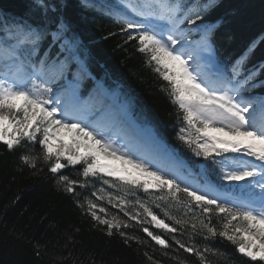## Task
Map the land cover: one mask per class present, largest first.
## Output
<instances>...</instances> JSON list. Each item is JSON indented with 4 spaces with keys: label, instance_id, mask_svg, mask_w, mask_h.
Returning a JSON list of instances; mask_svg holds the SVG:
<instances>
[{
    "label": "snow or ice",
    "instance_id": "6c2138e0",
    "mask_svg": "<svg viewBox=\"0 0 264 264\" xmlns=\"http://www.w3.org/2000/svg\"><path fill=\"white\" fill-rule=\"evenodd\" d=\"M81 2L92 6L90 0ZM119 3L139 17L115 13L123 25L121 30L128 41L137 42L145 63L167 82L165 90L178 107L183 125L177 138L194 156L207 162L197 165L199 176L191 169L187 175L178 172L174 160L164 165L141 151L124 122L103 109L102 100L70 105L64 102L63 93L54 92L51 85L71 72L73 61L77 74L83 68L77 56L80 41L68 35L71 25L62 13V0L59 4L33 0L30 12L38 10L39 17L17 19L11 24L5 18L0 27V142L10 151L25 142L39 144L40 153L24 154L20 159L32 168L42 160L68 193H74L78 184L87 187L89 177L115 189H97L92 193L95 200L86 197L79 204L105 226L108 236L117 232L125 242L143 243L122 230L130 226L129 221H135L155 244L167 249L171 237L200 264H210L206 253L223 255L207 245L201 248L178 239L176 233L183 228L190 240L197 235L204 240L220 237L254 264H264V100L259 104L258 119L254 114L256 101L248 95L256 87L251 82L264 72V61L247 67L258 42L252 41L225 67L217 60L211 42L219 21L204 19L216 0L192 6L181 0ZM185 23L189 27H182ZM194 33L199 34L198 40L189 39ZM44 41L48 50L40 56ZM57 45L58 55L51 59L50 51ZM68 165L82 166L84 182L59 174ZM212 175L235 187L214 183L209 178ZM138 190L149 199H128ZM100 201L118 208L127 220L110 214ZM153 207L161 210L163 218ZM174 207L182 208V215H174L170 211ZM144 255L152 264H159L147 252ZM178 264L186 261L178 260Z\"/></svg>",
    "mask_w": 264,
    "mask_h": 264
},
{
    "label": "trees",
    "instance_id": "16d2710c",
    "mask_svg": "<svg viewBox=\"0 0 264 264\" xmlns=\"http://www.w3.org/2000/svg\"><path fill=\"white\" fill-rule=\"evenodd\" d=\"M52 2L59 4L61 0ZM206 2L181 0L188 6ZM32 3L33 0H0V27L5 18L11 24L17 19L39 17L38 10L30 12ZM62 3L65 5L62 13L71 25L68 35L79 39L77 54L92 73L118 90L119 98L129 103L138 120L153 123L157 134L168 142L179 158L196 169L199 161L207 163L202 157L192 156L188 147L177 138L183 122L177 105L165 90L167 82L145 63V56L137 51V42L127 40V34L121 30L122 23L116 20L115 13L119 11L102 0H90L92 6L87 7L81 0H62ZM204 19L209 23L219 21L212 38L216 58L222 66H230L254 40L258 43L251 57L254 59L251 66L264 61V0H216L215 7L205 13ZM182 27L187 28V23ZM2 36L3 32H0ZM46 50L48 43L44 41L39 55L42 56ZM58 52L59 48L54 46L50 58L55 59ZM77 67L72 62L71 71L75 74ZM67 74L70 75V72ZM84 75L82 68L76 76L84 80ZM260 75V79L251 83L264 81V72ZM40 151L39 144L25 142L10 151L0 142V264H152L145 252L159 264H178V260L186 261V264H200L197 257L179 249L171 237V247L167 249L155 244L135 221H129L130 226L122 230L143 243L136 240L125 242L117 232L108 236L105 226L94 221L86 207L81 209L79 204L84 203L86 197L95 200L92 193L97 189L113 192L115 189L89 177L87 187L82 188L78 184L74 193L66 192L64 186L57 183L58 175L52 174L42 160L38 161L36 168H32L20 159L21 155H35ZM81 172V165H68L59 174L84 182ZM209 178L222 182L215 175ZM136 196L142 200L149 199L143 190L130 194L128 199L134 200ZM100 203L110 214L127 220L118 208L107 201ZM153 210L163 218L160 209L153 207ZM170 211L178 216L183 213L182 208L174 207ZM195 211L199 212V209ZM151 230L164 234L158 229ZM176 236L186 243H195L201 248L207 245L223 253L222 256L206 253L210 264H254L226 239L216 237L204 240L197 235L190 240L183 228Z\"/></svg>",
    "mask_w": 264,
    "mask_h": 264
},
{
    "label": "rangeland",
    "instance_id": "374dc122",
    "mask_svg": "<svg viewBox=\"0 0 264 264\" xmlns=\"http://www.w3.org/2000/svg\"><path fill=\"white\" fill-rule=\"evenodd\" d=\"M112 1H114V3L119 5L122 9L129 11L128 9H126L122 5H120L119 0H112ZM129 13H131V12L129 11ZM136 18L139 19V17H136ZM161 23H163V22H161ZM79 61H80V59H79ZM190 63H191V61H190ZM65 81L67 84V89L65 91H58V88H60V87L56 86V87H53L54 92H56L58 94L63 93L64 102H67L70 105H72V104H83L85 96L82 94L81 88L77 87L76 84H74L69 78H66ZM95 84L98 85L99 93L103 97H105L110 102H116V95L114 94V92L110 91L109 88H107L101 82L99 83V82L95 81ZM253 98L257 102V104L254 105V108L256 111V109H258L259 103L262 100H264V97L263 98L253 97ZM114 106L117 107V109H118V115L120 117L119 119L123 120L124 124L126 125L127 129L130 130V132H131L132 136L135 138V140L136 141L139 140L141 142L142 146H139L140 150L141 151H147L149 155L157 157L161 161V163L163 161L167 160V158H168L166 165L170 164L172 162V160H170L166 154L168 151H166L165 148H161V145H157L156 142L153 143V141H151L150 139H148V137H146L147 135L145 133L147 132L146 131L147 127H145L143 125L141 127H139L138 124L133 120L131 112L129 111V109L124 104L115 103ZM105 111H107L110 115H112L111 114L112 111H109L107 109H105ZM251 111H252V109H250V112ZM150 135L153 136L154 134L153 135L150 134ZM157 150L160 152L157 153ZM179 163L178 164L181 165V162H179ZM177 171L182 173L178 167H177ZM194 173H195V171H194ZM186 175H187V173H186ZM229 186L235 187V184H229Z\"/></svg>",
    "mask_w": 264,
    "mask_h": 264
},
{
    "label": "bare ground",
    "instance_id": "6f19581e",
    "mask_svg": "<svg viewBox=\"0 0 264 264\" xmlns=\"http://www.w3.org/2000/svg\"><path fill=\"white\" fill-rule=\"evenodd\" d=\"M140 127V126H139ZM151 134H153V133H151ZM147 136H148V138L149 139H151V141H153V143H158V142H160V145L162 146V148H167V146L163 143V142H161L159 139H157V137H152L150 134H147ZM169 151V150H168ZM177 163H179V161L177 162ZM180 164V163H179ZM183 164V163H182ZM185 165V164H184ZM185 166H187V165H185Z\"/></svg>",
    "mask_w": 264,
    "mask_h": 264
}]
</instances>
